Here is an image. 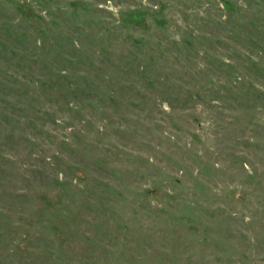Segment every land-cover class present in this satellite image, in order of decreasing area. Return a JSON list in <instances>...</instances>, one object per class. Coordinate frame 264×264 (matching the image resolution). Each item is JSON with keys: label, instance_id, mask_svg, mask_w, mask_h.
Masks as SVG:
<instances>
[{"label": "rangeland", "instance_id": "1", "mask_svg": "<svg viewBox=\"0 0 264 264\" xmlns=\"http://www.w3.org/2000/svg\"><path fill=\"white\" fill-rule=\"evenodd\" d=\"M0 264H264V0H0Z\"/></svg>", "mask_w": 264, "mask_h": 264}]
</instances>
